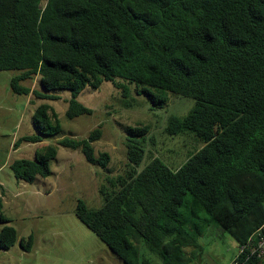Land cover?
I'll use <instances>...</instances> for the list:
<instances>
[{
    "label": "trees",
    "instance_id": "trees-1",
    "mask_svg": "<svg viewBox=\"0 0 264 264\" xmlns=\"http://www.w3.org/2000/svg\"><path fill=\"white\" fill-rule=\"evenodd\" d=\"M0 71L17 72L10 89L19 96L56 101L68 91V119L91 114L77 98L103 82L122 94L118 81L133 85L156 107L168 94L194 101L165 128L202 144L179 168L152 158L138 170L149 129L127 128L130 170L106 178L100 208L76 203V218L123 264H189L187 251L199 248L207 227L218 225L240 246L264 225V0H0ZM36 77L40 91L23 85ZM31 123L35 134L13 147L61 132L48 104ZM100 138L96 128L56 145L105 169L109 155L93 149ZM56 156L55 145L42 146L10 169L31 184L50 176ZM1 207L0 251L18 243L29 252L33 237L19 238Z\"/></svg>",
    "mask_w": 264,
    "mask_h": 264
},
{
    "label": "rangeland",
    "instance_id": "rangeland-1",
    "mask_svg": "<svg viewBox=\"0 0 264 264\" xmlns=\"http://www.w3.org/2000/svg\"><path fill=\"white\" fill-rule=\"evenodd\" d=\"M14 71H0V201L1 213L17 231L18 237H33L32 248L24 252L17 243L8 251H0V264H123L75 216L78 200L89 209H98L103 201L98 193L106 178L123 176L130 170L126 157V129L147 127L144 158L138 170L152 158L160 159L170 169L179 168L188 156L202 147L190 136H170L165 128L171 118L182 119L194 106V101L168 94L167 103L153 106L134 86H126L125 94L115 84L103 82L97 90H84L77 101L91 110L90 115L68 119L70 94L59 91L56 101L16 95L10 89ZM40 91L38 78L23 83ZM41 104L50 105L57 115L61 132L37 144L14 142L23 136L34 135L32 115ZM100 128L101 138L93 143L95 154L106 153L110 161L105 169L88 164L80 151L56 145L64 137L86 139ZM55 145L57 156L49 163L50 176L37 178L29 184L17 181L10 169L15 160L34 159L39 147ZM3 225L0 224V229ZM197 249H189V264H227L237 252L238 244L218 225L206 228L198 238ZM149 258L158 262L154 255Z\"/></svg>",
    "mask_w": 264,
    "mask_h": 264
},
{
    "label": "built area",
    "instance_id": "built-area-1",
    "mask_svg": "<svg viewBox=\"0 0 264 264\" xmlns=\"http://www.w3.org/2000/svg\"><path fill=\"white\" fill-rule=\"evenodd\" d=\"M252 257L264 259V225L256 231L246 244L238 246L233 260L228 264H244Z\"/></svg>",
    "mask_w": 264,
    "mask_h": 264
},
{
    "label": "crops",
    "instance_id": "crops-1",
    "mask_svg": "<svg viewBox=\"0 0 264 264\" xmlns=\"http://www.w3.org/2000/svg\"><path fill=\"white\" fill-rule=\"evenodd\" d=\"M31 90H33V88H31ZM25 97L27 98V101H28L29 103H32V95H31V94H28V95L25 96ZM22 144H23V143H22ZM26 144H27V143H26ZM20 145H21V144H20ZM20 145H19V146H20ZM19 146H18V147H19ZM18 147H13V149L16 150ZM34 153H35V151H34ZM235 254H236V253H235ZM234 256H235V255H234ZM233 258H234V257H233ZM233 258H232V260H233ZM232 260H231V261H232ZM229 262H230V261H229ZM229 262H228V263H229ZM228 263H227V264H228Z\"/></svg>",
    "mask_w": 264,
    "mask_h": 264
}]
</instances>
